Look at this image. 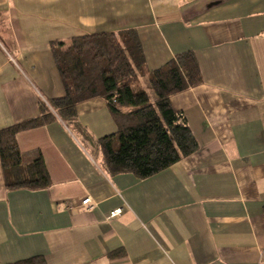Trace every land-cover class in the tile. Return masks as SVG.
I'll list each match as a JSON object with an SVG mask.
<instances>
[{
    "label": "crops",
    "instance_id": "crops-1",
    "mask_svg": "<svg viewBox=\"0 0 264 264\" xmlns=\"http://www.w3.org/2000/svg\"><path fill=\"white\" fill-rule=\"evenodd\" d=\"M127 29L149 70L195 54L201 83L170 103L197 150L143 179L109 174L97 140L117 126L100 97L76 106L86 140L56 114L19 132L51 182L7 189L0 162V264H264V0H0V128L63 95L53 41Z\"/></svg>",
    "mask_w": 264,
    "mask_h": 264
},
{
    "label": "trees",
    "instance_id": "trees-1",
    "mask_svg": "<svg viewBox=\"0 0 264 264\" xmlns=\"http://www.w3.org/2000/svg\"><path fill=\"white\" fill-rule=\"evenodd\" d=\"M51 54L64 93L40 103L37 117L0 128V162L7 189H42L51 180L40 152L19 150L17 134L43 126L55 114L86 134L76 121L78 103L103 98L116 122L115 132L97 140L109 174L132 173L149 177L198 148L182 112L172 108L171 95L201 83L195 54L175 55L162 66L146 67L142 44L134 29L75 36L68 43L53 41ZM146 78L154 95L139 85ZM5 264H46L33 255Z\"/></svg>",
    "mask_w": 264,
    "mask_h": 264
},
{
    "label": "built area",
    "instance_id": "built-area-1",
    "mask_svg": "<svg viewBox=\"0 0 264 264\" xmlns=\"http://www.w3.org/2000/svg\"><path fill=\"white\" fill-rule=\"evenodd\" d=\"M81 206H83L85 209L89 210L93 207L92 202L90 197H86L81 201ZM122 211V208H117L115 210H113L110 215L108 216V218H112L115 217L117 215H119Z\"/></svg>",
    "mask_w": 264,
    "mask_h": 264
},
{
    "label": "rangeland",
    "instance_id": "rangeland-1",
    "mask_svg": "<svg viewBox=\"0 0 264 264\" xmlns=\"http://www.w3.org/2000/svg\"><path fill=\"white\" fill-rule=\"evenodd\" d=\"M143 79L144 80H143V83H142L141 87L149 92L150 99L153 100L154 99V95H153V93L151 92V90L149 88L148 82H147L146 78H143ZM75 131L77 132V134L79 133V135H81L80 136L81 138H84V136L81 134L79 129H75Z\"/></svg>",
    "mask_w": 264,
    "mask_h": 264
}]
</instances>
